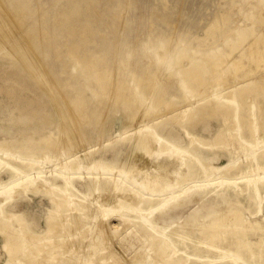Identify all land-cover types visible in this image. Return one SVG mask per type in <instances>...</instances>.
Returning a JSON list of instances; mask_svg holds the SVG:
<instances>
[{"label": "rangeland", "instance_id": "1", "mask_svg": "<svg viewBox=\"0 0 264 264\" xmlns=\"http://www.w3.org/2000/svg\"><path fill=\"white\" fill-rule=\"evenodd\" d=\"M0 5L3 37L6 39L0 35V107L3 109L0 111V148L4 147L0 153L1 159L8 153L13 158L11 164L20 171L24 166L17 162L18 159L33 158L40 167L48 166L49 171L60 169L66 161L77 162L85 167L94 161H102L116 168L134 170L136 175L147 173L148 169L139 162L145 158L143 155L129 160L135 143L133 138L124 137L148 125L179 148L191 149L207 166L222 168L233 163L235 157V160H239L240 167L246 169L248 162L241 148L238 152H209L192 146L185 136L186 131H190L206 141L219 138L221 131L226 128L227 111L205 100L212 95L223 96L233 91L235 99L240 100L238 79L226 78L227 80L219 84L220 89L215 94L209 85H206V88L204 86L202 91H206L208 96L206 95L200 103L195 96H191L186 103H181L186 95L182 80L179 76L170 75L178 70L165 64V67L159 66L156 55L162 45H166L173 63L184 50L196 60L205 55L215 57L219 51L230 52L229 48L233 43H238L240 36H248L247 42L241 45L232 57L239 56L251 40V33H259L262 29L264 0H167L166 3L163 0H0ZM15 9L24 10L20 16L21 26L10 17L9 11ZM213 21H218V31L215 29L213 34H207V28ZM39 28L45 30V35L49 37L41 39L39 33L37 34ZM22 38L26 41L28 38L30 45ZM72 48L78 49L77 61L70 55ZM189 63L187 59L183 66H189ZM244 63L248 65L247 61ZM35 73L37 80L33 77ZM260 76L255 74L248 76V79L257 84L260 83ZM46 77L49 78L45 84ZM150 81L152 87L149 88L145 99H137V87L144 89ZM116 84H121L123 90ZM14 88L20 93H6L9 89L14 91ZM96 91H103L98 98L96 94L94 96ZM130 95L132 99L129 100ZM30 98L37 99V105L28 104ZM159 100H162L160 108L152 110L151 106ZM96 102H99V105ZM26 103L28 108L22 107L21 104ZM166 103H175L179 107L170 114L165 107ZM135 104L141 107V111L151 108L152 112L139 117L134 123L132 117L135 115ZM40 108L42 113L51 115L52 121L40 123L35 118L32 124L24 126L20 123L23 114L33 110L40 111ZM84 108L87 109L86 113L81 112ZM248 110L249 106H243L242 116H246ZM59 114L74 126L77 132L74 143L63 141L64 135L58 131L63 117ZM5 115L12 118L4 117ZM185 115L189 117L183 120ZM260 115H264V112H260ZM12 119L15 121L11 123ZM40 132L43 136L52 132L55 138L60 139L59 147L50 154L53 162L42 161V144L34 153L27 148L28 139H31V135H27L34 133L36 136V133ZM75 141L79 142L78 145ZM61 153L65 155L64 159L58 161ZM152 165L150 168L154 169L156 165ZM214 175L219 180L222 174L214 172ZM71 176L70 193L77 197L80 206L88 208L84 214L78 211L68 212V219L72 221L69 227L72 228L77 219L79 222L77 229L70 234L71 239L82 238L81 242L77 243L79 254L84 257L90 253L87 252L90 248L91 253L92 250L95 252L103 248L111 264H132L133 257L141 253L143 246L147 247V241L153 234L150 230L147 231L148 229L142 231L138 228L140 224L135 222L131 224L133 227L137 226L139 234L129 231L132 226L125 227L116 215L112 217V223H120L119 236L116 238L105 232V218L100 211L101 207H111L116 205L119 199H125L124 194H116L117 176L113 175L112 180L108 182L100 177L97 184L96 178L91 176L82 177L75 173ZM12 181L11 172L6 167H1L0 190ZM52 182L59 187L65 186L59 179ZM194 182L195 180L189 179L184 188L196 184ZM118 184L129 186L122 177ZM199 184L204 183L201 181ZM224 191L213 193L206 188L196 189L189 195L170 202L165 209L156 210L149 216L148 221L155 222L159 228H170L171 231L180 227L189 229L194 223L189 219L193 210L198 209L203 202L214 208L215 215H222L227 211L228 205L219 197ZM261 192L264 196V186L261 187ZM127 200L129 201V198ZM143 207L144 210H149L153 205L147 202ZM54 208L49 197L28 193L6 206L5 213L19 217L28 232L43 238L47 235V221ZM200 212L204 218L208 214L205 209ZM243 213L252 224H264V200L261 215L257 219L250 218L246 211ZM126 215L134 221L138 217L135 214ZM200 221L202 223L203 219ZM261 238L262 232L248 230L251 249L244 243L238 245V250L250 264H264V242L261 244ZM4 246L5 237L0 231V264H30L25 252L18 253L15 259L11 260ZM72 246L74 244L67 247ZM98 261L99 255L96 252L95 264H98ZM40 263L77 264L67 256H61L51 262L41 260ZM209 264L232 263L225 260Z\"/></svg>", "mask_w": 264, "mask_h": 264}, {"label": "bare ground", "instance_id": "2", "mask_svg": "<svg viewBox=\"0 0 264 264\" xmlns=\"http://www.w3.org/2000/svg\"><path fill=\"white\" fill-rule=\"evenodd\" d=\"M163 1L165 3L167 2V0ZM9 13L10 17L15 19L17 25L21 26L22 20L20 16L23 15L24 10L15 9L9 11ZM261 19L263 18L261 17ZM261 19L260 21H262ZM2 23L3 21L0 19V35L3 37L4 32L2 27L4 26ZM217 27L218 21L212 23L211 26L209 25L206 33L213 34ZM219 27H221V24ZM44 31L45 30L39 28V32H37L41 39L49 37L45 35L46 31ZM251 35V40L245 46V49L240 52L239 56L232 57L238 48L247 42L248 36H240L238 43H233L229 48L230 52L219 51L215 54V57L205 55L201 59L196 60L191 58L184 50L179 54L177 61L173 63L167 53L168 49L166 45H162L161 50L157 51L156 55L159 66L165 64L169 68L178 70L176 73L173 71L170 75L171 77L179 76L182 80L186 95L181 103H186L191 96L198 97V103H200L207 95L206 91H202L204 86V88H206V85H209V87L213 89V94H215L218 93L220 89L219 84L226 78L233 80L238 79L240 84L238 90L241 93L240 100H236L237 98L235 99L234 91L223 96L221 94L212 95L205 100L209 104L214 103L221 110L227 111L225 116L226 128L221 131L219 138L217 137L216 139L206 141L199 136H195L194 133L190 131H186L185 136L192 146H197L209 152L223 150L238 152L239 148H241L248 162L246 169L240 167V162L239 160H235V157L233 163L222 168L216 169L207 166L191 149L179 148L162 137L152 126L148 125L141 127L138 132L128 137V134H126L124 137V139L133 138L135 143L133 151L129 154V160L136 159L140 154L145 157L138 161L143 163L145 168L148 169V172L137 175L134 170L128 171L127 168H116L102 161H94L87 167L81 166L77 162L72 163L71 161H66L60 169L49 171L48 166L44 168L40 167L37 164L38 162L34 161L35 159L33 158H21V160L19 158L17 162L24 166L20 171L13 166V163L11 164V160L13 159L11 155L5 153V158H0V168L6 167V169L11 172L13 181L10 185L0 190V231L4 234V248L9 253L11 260L15 259L18 253L25 252V257L30 264H41V260H47V262L55 261L61 256H67L69 259H73L77 262V264H95V253L98 252V264H111L106 258L103 248L95 252L92 250V253L90 248L87 251L90 253L82 257L79 254L80 248L77 246V243L81 242L80 239L82 238H70L72 233L77 229V223L79 222H77V219L74 225H72V228L69 227L72 221L68 219V217H70L68 212L72 213V211H78L84 214L88 211V208L80 206V201L78 202L77 197L70 193L72 189L71 175L75 173V175H80L82 177L91 176L96 178V184L98 183L97 179L100 177H103L106 182L111 181L113 175L115 177L117 176V178L119 177L118 180L115 178V182L117 183L116 194H124L123 197H125V199H119L118 203L114 206L101 207L100 211L103 212V214H101L104 215L105 218V232H108V234L116 238L119 236L118 228L120 223L117 224L118 221L112 223V217L116 215L120 218V221L125 227L132 226L129 231L139 234L138 228L142 231L148 229L147 231L150 230L153 234L147 241V247H145L146 245L143 246V249H141L142 251L140 250L141 253H137L133 257L132 264H209L217 261L223 262L225 260H228L232 264H241L243 262L250 264L238 250V245L244 243L251 249L252 245L248 241V230L262 232L261 244L264 242V224L260 222L252 224L243 213V211H246L250 218L257 219L261 215L264 200V196L261 192V187L264 186V136H261L264 135V115H260V112H264V74H262L264 73V23L259 33L253 31ZM22 40L25 42L29 41L28 38L27 41L23 38ZM77 50L76 48H72L69 51L70 55H72L76 61ZM187 59L190 61V65L183 66V62ZM246 61L248 65H245L244 62ZM77 64H79V62ZM42 69L44 71V68ZM30 72L34 73L32 71ZM255 74L261 75L260 83L256 84L248 79V76ZM33 75L34 79H36V73ZM240 76L241 78H239ZM152 77L150 78L152 79ZM48 78L44 80L45 84ZM51 82L52 81H50V83ZM118 86L120 90L121 88L123 90L121 84ZM11 87L13 88L14 86L11 85ZM150 87H152V81H150L149 85L144 87V89L138 86L135 97L141 100L145 99ZM14 89V91L9 89V92L7 91L6 93L9 95H12L13 92L20 93L18 89ZM229 89H232V87H229ZM256 90H259V92H256ZM101 92L103 91H96L94 96L96 94V98L100 97L102 95ZM130 99H132L131 95L129 96V100ZM28 101V104L35 103L37 105L38 103L37 99L30 98ZM161 104L162 100L154 103L151 106L152 110L160 108ZM21 105L24 108H28L27 103ZM134 106L135 115L132 117L134 123L139 117L147 116L152 112L151 108L141 111L139 105L135 104ZM243 106H249L246 116H242L241 114ZM165 107L171 114L179 105L175 103H166ZM204 107L206 106L204 105ZM39 110L41 111V108ZM0 111H3L2 107H0ZM40 111L33 110L32 112H26L23 114V117H21V120H19L20 123L26 126L32 124L35 118L38 119L40 123L52 121L50 114ZM86 111L87 109L84 108L81 112L86 113ZM141 112H143L142 115ZM42 114H44V116ZM59 116L63 117L61 119V128L58 129L59 132L61 131V135H64L65 139H63V141L68 144L74 143V140H76L75 138H77V132L73 128L74 126L72 127L62 114H59ZM4 117L12 118L10 115H5ZM188 117L189 115H185L183 120ZM14 121L15 120L12 119L11 123ZM29 129L30 128H26V130ZM36 134L38 135L34 136V133L27 135V137L31 135V139H28L26 144L28 150L34 153L38 151L39 145L42 144L44 146L41 150L43 152L41 157L42 161L46 163L53 162L50 154L59 147L60 139L55 138L52 132H49L48 136H43L42 132ZM77 141H75V144L78 145L79 142L76 143ZM3 148V146L0 148V153ZM63 156L65 155L61 153V157L58 161L63 160ZM184 156H186V158ZM152 164L156 165L154 169L150 168ZM182 171L184 172L182 173ZM214 172L222 174L219 180L215 178ZM138 175L141 177H138ZM232 176L233 178H231ZM120 177H122L124 181H127L129 186L119 185ZM54 179L63 181L65 186H56L52 182ZM104 179H102V181ZM189 179L195 180L194 183L196 184L184 188L185 183L188 182ZM201 181H203L204 184L200 185L199 182ZM200 188H206L213 193L225 190L219 197L228 205L227 211L222 215H215L214 208H211L203 202V204L199 205L198 209L193 210L189 219L194 223L186 230L180 227L175 231H171L170 228H159L155 222L148 221L149 216L156 210H163L170 202L182 196H187L192 191ZM28 193L49 197L51 203L55 206L53 214L47 221V235L43 238L28 232L25 224L19 217L7 215L5 213L6 206L14 202L21 195H27ZM128 198L129 201L127 200ZM147 202L152 203L153 207L149 210H144L143 206ZM157 203H160V205H157ZM201 209H205L208 212L205 218L200 212ZM126 214H135L138 217L134 221ZM59 218L61 222L58 221ZM201 218L203 219L202 223V220L200 221ZM205 220L206 222H204ZM133 222L140 224V226L138 228L137 226L133 227V224H131ZM137 236L138 235H136V238ZM139 239H141L140 236ZM71 244H74V246L70 248L67 247Z\"/></svg>", "mask_w": 264, "mask_h": 264}]
</instances>
